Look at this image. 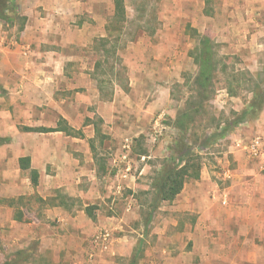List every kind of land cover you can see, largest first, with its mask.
Listing matches in <instances>:
<instances>
[{
  "label": "crops",
  "instance_id": "1",
  "mask_svg": "<svg viewBox=\"0 0 264 264\" xmlns=\"http://www.w3.org/2000/svg\"><path fill=\"white\" fill-rule=\"evenodd\" d=\"M187 1L189 10L199 11L208 3ZM65 2L76 7L75 13L93 8H86L83 2L80 11V0ZM41 4L42 0H17L18 12L26 18L20 31L23 40L0 34V247L23 248L36 240L58 249L72 248L76 251L69 259L72 264L81 261V234H92L94 223L86 208L103 197L96 188V158L84 146L93 136L83 139L63 131H25L23 127L56 128L63 120L72 131H80L90 126L95 115L90 108L95 105L104 122H113L122 115L119 98L127 93L116 85L110 100H98L93 66L82 63V49L96 35L104 37V22H92L80 34L79 26L75 27L78 36L73 38L66 35L69 23L40 16ZM110 4L108 1V12ZM86 5L91 4L87 1ZM217 5L216 9L232 13L223 23L232 37H239L238 32L247 26L253 29L252 43L264 35V0H221ZM239 10L249 15L246 24L243 17L234 16ZM166 25L173 30L176 22ZM57 27L64 30L58 33ZM46 31H53V36H47L50 44L56 45L53 48L43 45ZM176 41L177 36L169 30L160 43L140 36L121 54L128 69L126 98L140 99L151 92L156 98L147 106L135 102L148 119L153 111L165 108L159 96L167 99L168 113L175 116L169 104V78L175 74L178 58L190 60L186 52L176 51ZM159 45L163 49L159 50ZM254 124L261 126L256 134H264V108L256 118L230 131L233 142L227 154L231 167L216 172L210 166L207 172L200 171L199 179L190 185L186 181L172 201L160 202L153 211L161 225L152 228V257L147 264H264V174L256 170V166L264 169V158L256 165L244 151L254 136L250 137L249 130ZM80 141L84 143L81 146ZM24 157L29 158V169L19 165ZM140 168L142 173L145 166ZM30 170L37 172L36 185L31 182ZM163 203L168 205L161 206ZM54 220L69 224L67 236L48 230V222Z\"/></svg>",
  "mask_w": 264,
  "mask_h": 264
},
{
  "label": "rangeland",
  "instance_id": "2",
  "mask_svg": "<svg viewBox=\"0 0 264 264\" xmlns=\"http://www.w3.org/2000/svg\"><path fill=\"white\" fill-rule=\"evenodd\" d=\"M87 1L91 5H86ZM108 1L111 3L109 12ZM220 1L216 0L215 3L214 0H208L204 9L199 11L189 10L187 0H124L125 18L118 25L112 22L113 0H80L79 10L83 2L86 8H91L92 5L93 8L91 12L81 9L82 12L76 13V7L65 5V0H42L40 16L53 19L59 24L69 23L66 35H72L73 38L92 22H104L102 29L107 43L100 41L101 37L96 35L82 49V63L84 66H93L98 100H110L116 85L127 93H122V99L119 98L122 115L115 121L104 122L96 113L95 105L90 108L95 111V115L89 120L90 126L80 128L79 137L84 139L86 136H93L88 143L80 141V146H88L96 158V188L102 194L103 200H92L88 206L94 223L92 234H81V261H74L72 264H147V260L152 257V228L161 225V218L156 215L154 217L151 212V178L172 152L173 143L179 133L176 121L186 122L187 142L196 147L203 136L217 133L218 128L232 117V112H239L246 105L254 86L264 84V35L258 36V40L252 43L253 29L247 26L238 32L239 37H232L230 30L223 25L226 19L229 21L232 18V13L229 10L216 9ZM258 3L259 1L256 2ZM46 5L50 7L49 10L44 9ZM172 5L176 6V10ZM18 13L21 17L14 20L13 25L0 20V34L4 38L23 40L20 31L26 21ZM233 14L239 20L243 17L246 24V16L249 15L245 11L239 10ZM190 18L191 21H186ZM172 20L176 22L174 31L170 29L172 26L167 28L166 25ZM193 22L196 26H192ZM77 26L81 29L77 31L78 34L75 31ZM56 30L59 33L64 28L57 27ZM167 30L177 36L176 51L186 52L190 60L182 56L178 58L175 74L169 78L172 99L169 104L175 109L174 118L168 113L167 99L159 96L165 108L153 111L148 119L145 115L142 116L144 112L138 111L135 104L147 106L156 98L151 97L153 92L140 99L135 96L126 98L128 69L121 54L140 36L152 41L158 40L160 43V37H164ZM46 32L43 45L46 48L55 47L56 45L50 44V39L47 40V36H53V31ZM202 38L208 39L207 48L212 57L211 78L204 86L198 82L199 65L192 57L199 53V39ZM161 49L163 48L159 45V50ZM105 50L113 53L106 54ZM98 85L101 86V91L98 90ZM159 112H163L165 116L154 127V118ZM249 130L252 137L261 130V126L254 124ZM230 133L214 139L206 149L195 153V159L201 166L200 171L207 172L210 166L216 172L231 167L232 162L227 154L233 142ZM252 162L257 165L259 161L254 159ZM142 166L145 169L141 173ZM125 167L127 168L124 169ZM256 170L257 173L264 174V169L256 166ZM193 182L194 179L187 180V184ZM119 184L123 186L118 188ZM62 196L66 194L63 193ZM167 205L168 203L161 204ZM48 225V230L52 228L61 235H66V228L69 227L65 220H54L48 222ZM102 230L111 234L114 242L112 251L109 248L105 250L95 247L94 255L90 259L88 254L93 250L92 238ZM75 253L72 248L58 249L34 240L23 248L1 246L0 264H69V259Z\"/></svg>",
  "mask_w": 264,
  "mask_h": 264
},
{
  "label": "trees",
  "instance_id": "3",
  "mask_svg": "<svg viewBox=\"0 0 264 264\" xmlns=\"http://www.w3.org/2000/svg\"><path fill=\"white\" fill-rule=\"evenodd\" d=\"M17 0H0V20L13 25L14 20L19 17L17 9ZM125 18V5L124 0H113V16L112 22H116L118 25L124 21ZM22 19H26L22 17ZM100 41L107 43L105 37H101ZM207 38L199 39V53L191 56L199 65V72L197 74L198 82L201 86H204L211 78V55ZM103 46V44H102ZM106 54L113 53L109 50H105ZM120 59V58H119ZM98 90L101 91V86L98 85ZM233 95V94H232ZM251 98L247 101L246 105L239 112H232V117L223 123L218 128L217 133H212L203 136L198 145L193 146L188 144L186 139L187 125L185 121H176V128L179 133L173 143L172 152L166 160L163 161L161 167L154 173L151 178L150 188L153 193V201L151 206V212H153L160 202L172 201L175 196L180 193L184 183L188 179H199L201 166L195 159L196 152L206 149L214 139L223 137L227 132L232 131L235 127L244 123L247 120L256 118L262 109L264 108V84L254 86L251 90ZM185 118L187 117L184 116ZM25 131H39V132H53L63 131L67 135L77 134L80 135L79 130H71L63 120H59L56 128H29L23 127ZM19 165L22 169H29V158L24 157L19 159ZM30 179L33 185L37 184V172L35 170L29 171ZM86 213L89 217H92L89 207L86 208ZM21 253V252H20Z\"/></svg>",
  "mask_w": 264,
  "mask_h": 264
},
{
  "label": "built area",
  "instance_id": "4",
  "mask_svg": "<svg viewBox=\"0 0 264 264\" xmlns=\"http://www.w3.org/2000/svg\"><path fill=\"white\" fill-rule=\"evenodd\" d=\"M164 116L165 114L163 112H159L156 115V117L154 118V127L159 125L160 121L163 120ZM244 151L247 154V156H249L250 158L257 160L264 158V134H255L244 146ZM110 242H111L110 232L107 230L99 231L92 238L93 250L88 254V258L91 259L93 257L95 247H99L101 249L107 250L109 248Z\"/></svg>",
  "mask_w": 264,
  "mask_h": 264
}]
</instances>
